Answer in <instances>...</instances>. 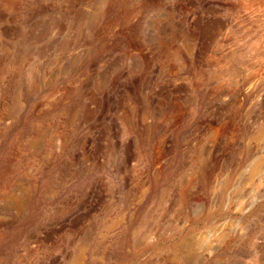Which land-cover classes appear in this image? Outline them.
I'll list each match as a JSON object with an SVG mask.
<instances>
[{"label": "rangeland", "instance_id": "1", "mask_svg": "<svg viewBox=\"0 0 264 264\" xmlns=\"http://www.w3.org/2000/svg\"><path fill=\"white\" fill-rule=\"evenodd\" d=\"M4 102L0 264H264V0H0Z\"/></svg>", "mask_w": 264, "mask_h": 264}, {"label": "bare ground", "instance_id": "2", "mask_svg": "<svg viewBox=\"0 0 264 264\" xmlns=\"http://www.w3.org/2000/svg\"><path fill=\"white\" fill-rule=\"evenodd\" d=\"M11 1H12V0H11ZM8 2H9V1H8ZM9 4H11V2H10ZM9 65H10V64H9ZM8 67H10V66H8ZM4 90H5V89H3L2 92H3ZM2 95H3V93H2ZM3 97L6 98V92H4V96H2V99H3ZM3 100H4V99H3ZM7 108H8V103H7V102H4V103L1 105V107H0V118L3 119V117L5 116V115H4V112H5V110H7ZM3 111H4V112H3ZM6 117H7V116H6ZM256 166H257V164H255V165H251V169H250L251 173H252V172H254V173L256 172V171H255V170H256ZM188 182H189V181H188ZM207 218H208V217H207ZM114 223L117 224V222H114ZM145 225H146V224H145ZM148 225H149V224H148ZM111 226H112V224H111ZM113 226H114V225H113ZM113 226H112V227H113ZM112 227H111V228H112ZM109 228H110V227H109ZM152 228H154V227H152ZM148 233H149V231H148ZM149 234H150V233H149ZM101 236H102V235H101ZM102 238H103V237H102ZM102 238H101V240H102ZM77 241H78V240H77ZM71 243H72V242H71ZM79 244H80V243H79ZM185 244H186V243H185ZM105 245H106V244H105ZM101 247H103V246H101ZM101 247H100V248H101ZM80 248H81V247H80ZM176 248H177V247H176ZM182 248H183V247H182ZM179 249H180V248H179ZM212 249H213V248H212ZM81 250H82V249H81ZM104 250H105V249H104ZM173 250H174V249H173ZM173 250H172V251H173ZM175 250L177 251V249H175ZM172 251H171V252H172ZM179 251L182 253V252H184V249H180ZM83 252H84V251H83ZM174 252H175V251H174ZM174 252H173V253H174ZM77 254H78V253H77ZM78 255H79V258H80V255H81V254H78ZM174 255H175V253H174ZM176 255H177V254H176ZM179 255H180V254H179ZM183 256H184V255H183ZM191 256H193V255H191ZM173 257H174V256H172L171 259L175 260ZM177 257H178V256H177ZM184 257H185V256H184ZM79 258H77V260H78ZM175 258H176V257H175ZM193 258H194V257H193ZM183 259H184V258H183ZM73 260H74V259H73ZM180 260H181V259H180ZM78 262H79V261H78ZM190 262H191V261H190ZM192 262H193V261H192Z\"/></svg>", "mask_w": 264, "mask_h": 264}]
</instances>
